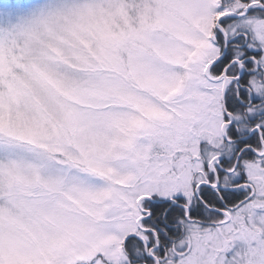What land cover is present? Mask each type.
Returning <instances> with one entry per match:
<instances>
[{
  "label": "snow or ice",
  "instance_id": "obj_1",
  "mask_svg": "<svg viewBox=\"0 0 264 264\" xmlns=\"http://www.w3.org/2000/svg\"><path fill=\"white\" fill-rule=\"evenodd\" d=\"M0 264H264V0H0Z\"/></svg>",
  "mask_w": 264,
  "mask_h": 264
}]
</instances>
